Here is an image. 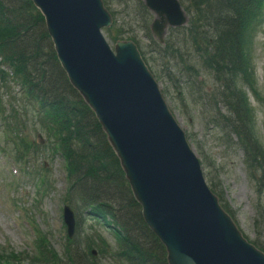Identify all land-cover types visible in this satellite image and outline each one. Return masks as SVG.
I'll return each instance as SVG.
<instances>
[{"label": "rangeland", "instance_id": "1", "mask_svg": "<svg viewBox=\"0 0 264 264\" xmlns=\"http://www.w3.org/2000/svg\"><path fill=\"white\" fill-rule=\"evenodd\" d=\"M111 2L113 3L111 9L115 11L117 20L116 26L120 29L121 34L136 37L141 43V50L145 58L152 61L149 64L151 70L155 73L171 110L187 132L191 145L202 161L208 184L214 187L215 191L219 192L225 202L229 204L237 223L248 238L264 246V200L261 204H257L260 200L257 199L253 184L247 175L245 150L225 121L220 123L216 120L218 112L227 113V107L223 102L224 98L220 90V82L217 84L214 77L204 70L201 60L189 52L193 48L190 42L183 38L181 30H171L167 37L170 48L166 54L159 52L160 47L152 44L150 37L147 36L149 16L147 10L142 8L141 0H111ZM251 15L252 11L249 9V16ZM247 20L248 15L242 24L244 41L240 45V49L245 47L246 37L251 39L248 43L249 48L246 49V56L251 62L248 76L251 79L252 88L262 91L264 96V25L255 30L251 38V35H247L246 32ZM104 35L113 45L107 31L104 32ZM241 51L245 52L243 49ZM185 52H188V56L193 58L190 62L194 63L195 69L199 71V78L192 75L195 70L184 68L182 60L185 59ZM243 57L245 56L243 55ZM170 67L174 69L173 76L176 80L170 77L172 74V71L168 70ZM240 76L241 72L237 78L241 79ZM237 78H233V81L239 80ZM175 82L178 86H175ZM244 84L241 82V86L249 92L248 87ZM252 93L251 89L249 100L251 107L254 108L256 130L258 136L263 139L264 101H259ZM29 134L31 139L36 138L34 132L30 131ZM44 157L45 159L49 158L51 169L54 172L52 173L53 180L58 181V184L50 196L45 201L43 200L42 208L45 212L46 209L48 210V215L46 213L45 216L39 217L38 221L42 223L40 225L45 231L50 232L54 245L62 251L64 230L59 210L62 194V185L60 184L62 159ZM79 212L80 223H95L94 220L91 221L88 218L85 209L81 208ZM131 213L135 215L134 208ZM28 234H30L29 230L12 222L7 207L0 205V245L10 242L13 248L22 250L25 246L24 236ZM107 235L113 243V236L108 233Z\"/></svg>", "mask_w": 264, "mask_h": 264}, {"label": "water", "instance_id": "2", "mask_svg": "<svg viewBox=\"0 0 264 264\" xmlns=\"http://www.w3.org/2000/svg\"><path fill=\"white\" fill-rule=\"evenodd\" d=\"M37 2L47 13L50 32L53 35L59 56L70 68L74 80L93 78L96 76L98 68L112 70L119 81L122 79V71L113 69L112 55L98 33V27L109 20L108 14L102 9L100 0H37ZM146 3L160 15L154 23V29L160 35L164 33L167 24H181L187 20L179 5L170 3L169 0H146ZM167 6L175 12L176 19L174 21L161 19ZM129 44L123 42L119 44L118 49L120 52L129 51ZM167 151L166 149L164 152V149L159 148L156 151V159L162 158V155ZM142 168L155 181L159 182V186H170L168 178L160 180V173L154 172L148 167L143 166ZM156 199L158 200V197ZM143 200L150 208V217L154 223L182 224L183 230L177 236L164 240L170 252V264H225L220 260L204 262L199 245L193 238L194 227L191 224L232 223L218 210L219 207L212 205L198 214L181 213L178 218H173L168 213L174 209L173 207L168 206L165 210L157 209L163 204L148 196H144ZM164 218L166 220L162 221ZM256 257L259 262L264 264L263 255L257 254ZM241 263L252 264L244 259L241 260Z\"/></svg>", "mask_w": 264, "mask_h": 264}, {"label": "trees", "instance_id": "3", "mask_svg": "<svg viewBox=\"0 0 264 264\" xmlns=\"http://www.w3.org/2000/svg\"><path fill=\"white\" fill-rule=\"evenodd\" d=\"M243 0H203L201 3L196 4L199 11H203L206 14L207 21L210 22L214 29L217 31V37L211 44V39L205 37L207 33L206 25L197 22H191L190 33L192 39L196 41L197 37H200L205 46L206 54L209 57L211 65L216 68L217 71L223 70L225 72L232 73L233 75L238 71V66L244 64L243 53L240 49V27L239 24L244 18V15H248V11L251 7L256 5L259 0H245L244 6L241 7L240 3ZM23 9V10H22ZM20 8L17 6L12 7L10 4H6L4 0H0V15L3 18L5 24L2 25L5 28L7 34L5 41L0 40V46L10 44L14 49V55L21 56L23 61L17 59L22 65L24 71L28 70L30 74L36 73V76L40 77L41 89H52L58 91L57 77H52L46 80V64L49 59L45 60L39 67V72L34 65L35 60H40L41 54L44 51L42 47V41L48 39V34L45 30L39 37L34 34V28L40 21V18L33 20V18L27 16L23 11L27 10V7ZM24 36H27L25 38ZM24 40V46L21 42ZM51 45V44H50ZM28 46L33 47L27 49ZM213 48V54L209 55V51ZM29 54V55H28ZM49 58L56 61L53 49L49 52ZM57 62V61H56ZM61 73V72H60ZM62 75V74H61ZM63 77V75H62ZM64 79V86L69 87L67 81ZM59 106L65 109L66 102H68L65 96L58 98ZM81 112H85L84 109L77 107ZM87 122L81 120L78 122L77 137L81 140L83 148H91L96 141L89 139V133L86 128ZM98 130V126H96ZM104 148L108 149L104 143ZM261 152L254 151V157L261 159ZM83 159L90 160L91 155L85 156ZM94 171H96L94 169ZM140 223L143 220L140 218ZM138 220V221H139ZM136 221V222H138ZM143 231L138 227L132 237L134 238V245L132 249H127L130 253V260L132 264H167L165 259L164 248L158 239L152 235L145 224L143 223ZM148 234V235H147Z\"/></svg>", "mask_w": 264, "mask_h": 264}]
</instances>
